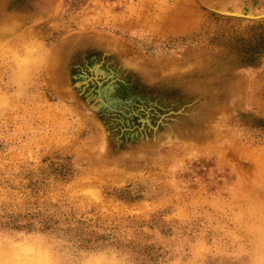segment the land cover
I'll return each instance as SVG.
<instances>
[{"label": "rangeland", "instance_id": "1", "mask_svg": "<svg viewBox=\"0 0 264 264\" xmlns=\"http://www.w3.org/2000/svg\"><path fill=\"white\" fill-rule=\"evenodd\" d=\"M137 1L0 0V264H264V0H188L190 30ZM91 38L147 100L101 113Z\"/></svg>", "mask_w": 264, "mask_h": 264}, {"label": "bare ground", "instance_id": "2", "mask_svg": "<svg viewBox=\"0 0 264 264\" xmlns=\"http://www.w3.org/2000/svg\"><path fill=\"white\" fill-rule=\"evenodd\" d=\"M157 1L158 0H138L137 3H136V7L138 10L137 14L136 15H132L133 18L131 23L136 25V26H139V27H150L151 25H154L156 23V25H164L165 27L169 25L170 28L174 27V28H179L181 27L182 29H187V30H190L192 29L196 23H198L199 21V16H197L195 13H194V9H192V7L189 6L188 3H186L188 0H165V1H168L169 2V5L167 6H163L161 4H157ZM218 1V0H216ZM204 2V1H203ZM201 3V1H200ZM220 3V2H219ZM203 4V3H202ZM115 7V6H114ZM206 7V6H205ZM129 10L131 9L130 6L128 5L127 7ZM213 10V9H212ZM209 11V10H208ZM121 12V11H120ZM133 12V11H132ZM163 12V14H162ZM121 14V13H120ZM162 14V15H160ZM165 14V15H164ZM124 15V14H123ZM164 15V16H163ZM102 16V15H100ZM247 16V15H246ZM37 17V16H36ZM45 17V16H44ZM125 17V16H124ZM131 17V16H130ZM253 17V16H252ZM120 18V17H119ZM123 18V17H122ZM158 18H160L162 21H159ZM250 18V17H249ZM15 19V18H14ZM13 19V20H14ZM35 19V18H34ZM97 19V18H96ZM159 21V22H158ZM18 23V22H17ZM20 23V22H19ZM100 24V23H99ZM14 26V25H13ZM12 26V27H13ZM18 26V25H16ZM178 26V27H177ZM20 27V25L18 26ZM17 27V28H18ZM98 27V26H97ZM5 28V27H4ZM96 28V27H95ZM1 29V28H0ZM8 29V28H6ZM12 29V28H11ZM14 29V28H13ZM111 29V28H110ZM19 30V29H18ZM21 30V29H20ZM134 30V29H133ZM167 30V29H166ZM222 30V29H221ZM224 30V29H223ZM228 30V29H227ZM5 31V30H4ZM80 31V30H79ZM114 31V30H113ZM139 31V30H138ZM175 31V30H174ZM219 31V30H218ZM10 32V31H9ZM5 33H8V32H5ZM17 33V32H16ZM15 33V34H16ZM230 33V32H229ZM4 35V34H3ZM7 35V34H5ZM10 35L12 34H8L7 36H2V39L3 38H8ZM14 35V33H13ZM214 35V34H212ZM216 35V34H215ZM229 35V34H228ZM88 37H91V36H88ZM218 37V36H217ZM1 38V37H0ZM81 36L80 37H75V36H72L70 38H68V41L66 44H64V49L65 50H68V52H71L70 53V58L71 60L68 61L69 62V65H68V68L69 67H73V69H79L80 66L83 64L84 60H83V50H81V47L84 42L83 40H81ZM87 38V37H85ZM133 38V37H132ZM150 38V37H149ZM204 38V37H203ZM93 39V40H92ZM113 39V38H112ZM121 39V38H120ZM4 40V39H3ZM98 38H91L89 41H92V44L93 46H97V48H94V54L90 57V61L92 65H90V67L83 71V69L81 68V73L82 75L81 76H85V77H90V81L92 82H96V80L100 79L105 81V86L103 87H100L99 86V89H98V94H92L90 93L92 99L94 102H96L98 104L99 107L102 106V109L99 108L101 110V113L102 114H105L106 112H109L108 110L106 109H109L111 105H116V102L113 101L112 99L118 101L117 99H115L117 96L121 97V98H128V100H126V102H131L132 99H133V96L135 95V98H137L138 100H142L143 102L145 100H147L148 98L147 97H143L144 96V92H142L141 90H138L137 93H140L141 97L137 96L135 93H133V90H129L128 88H126V85L125 84H121L119 83L120 81H118V79L120 80V78H122V76L124 75V69H125V65L123 64H120L118 63L116 60L121 57V54L120 53H115L113 54L112 51L109 50V47L110 45H107L103 42H100V41H97ZM141 40V39H140ZM123 41V40H122ZM121 41V42H122ZM136 41H137V38H136ZM180 41V40H179ZM223 41V40H222ZM233 41V40H232ZM120 42V41H119ZM127 42V41H126ZM183 42V41H182ZM65 43V42H64ZM86 43V42H85ZM111 43V42H110ZM128 43V42H127ZM130 43V42H129ZM192 43V42H191ZM120 44V43H119ZM139 44V43H138ZM144 44V43H143ZM175 44V43H174ZM183 44V43H182ZM187 44V43H186ZM233 44V43H231ZM128 45V44H127ZM119 46V45H118ZM144 46V45H143ZM159 45H157L158 47ZM128 47V46H127ZM132 47V46H131ZM151 47V46H150ZM249 47V46H248ZM120 48V47H119ZM124 48V47H123ZM126 48V46H125ZM136 48V47H135ZM199 48V47H198ZM112 49H114L112 47ZM134 49V48H133ZM158 49V48H157ZM252 49V48H251ZM138 50V49H137ZM152 50V49H150ZM124 51V50H122ZM126 51H132L131 48H127ZM135 51V50H133ZM146 51V50H145ZM163 51V50H162ZM141 52V51H140ZM180 52V51H179ZM124 53H126L124 51ZM139 53V52H138ZM136 53V54H138ZM170 53V52H169ZM221 53V52H220ZM133 54V52H132ZM135 54V53H134ZM161 54V53H160ZM198 54V52H197ZM219 54V53H218ZM224 55V53H222ZM124 55V54H123ZM130 55V54H129ZM140 55V53H139ZM188 55H190L188 53ZM194 55V54H193ZM115 56L116 59H113L114 61L113 62H110L108 61V58H110ZM177 56V55H176ZM226 56V55H225ZM130 57V56H129ZM128 57V58H129ZM133 57V55H132ZM131 57V58H132ZM139 57V56H137ZM174 57V56H173ZM178 57V56H177ZM223 57V56H222ZM165 58V57H164ZM171 58V56H170ZM195 58V57H194ZM217 58V57H216ZM167 58H165L166 60ZM145 60V59H144ZM129 61V60H128ZM157 61V60H156ZM163 61V60H162ZM181 61V60H180ZM127 62V61H126ZM131 62V60H130ZM133 62V61H132ZM167 62V61H166ZM182 62V61H181ZM128 63V62H127ZM135 63V62H134ZM162 63V62H160ZM205 64V63H204ZM203 64V65H204ZM134 65V64H133ZM141 65V64H140ZM139 65V66H140ZM144 65V64H143ZM142 66V65H141ZM165 66V64H164ZM132 68H135V67H132ZM137 68V67H136ZM144 68V67H143ZM47 69V68H46ZM166 69V68H165ZM174 69V68H173ZM177 69V68H176ZM176 69H174L176 71ZM186 69V68H185ZM50 70V69H49ZM148 70V69H147ZM184 70V69H183ZM201 70V69H200ZM168 71V70H167ZM180 71V70H179ZM194 71V70H193ZM173 72V71H172ZM195 72V71H194ZM165 73L166 70H165ZM174 73V72H173ZM210 73V72H209ZM46 74V72H45ZM57 74V72H56ZM60 78H62V80H64V82H66V79L67 78H70L68 77V75L64 72V73H61L59 72L58 73ZM175 74V73H174ZM200 74V73H199ZM215 74V73H214ZM141 80H144V81H149V79H151L153 77V74L151 72H146L144 71V69H140V71L138 72L137 74ZM205 75V74H204ZM210 75V74H209ZM217 75V74H216ZM47 77V75H45ZM44 76V77H45ZM167 76V75H166ZM206 76V75H205ZM165 77V76H164ZM238 77V76H237ZM236 77V78H237ZM156 78H159V77H156ZM86 79V78H85ZM162 79V78H161ZM260 79V78H259ZM240 80V79H239ZM99 82V81H98ZM101 82V81H100ZM222 82V81H221ZM242 82V81H241ZM259 83V82H258ZM100 85V83H97ZM208 86V85H207ZM66 87V86H65ZM225 87V86H224ZM238 87V86H237ZM65 89V88H63ZM236 89V88H235ZM261 89V88H260ZM68 90V91H67ZM67 90H62V88L59 89L58 93L59 95L63 94V97L64 95L65 96H72L71 94V91L69 89ZM129 90V91H128ZM70 91V92H69ZM223 92V91H221ZM220 92V93H221ZM234 92V91H233ZM249 92V91H248ZM260 92V91H259ZM258 92V93H259ZM226 93V92H225ZM241 95V94H240ZM255 95V94H254ZM62 96V95H61ZM250 97V96H249ZM263 98V97H262ZM120 99V98H118ZM89 100H91L89 98ZM140 100V101H141ZM242 100V99H241ZM247 100V99H246ZM103 101H105V103H103ZM124 101V99L122 100ZM244 101V100H243ZM262 101V100H261ZM256 102V100H255ZM244 103V102H243ZM259 103V102H258ZM250 104V103H249ZM258 107V106H257ZM256 108V107H255ZM258 109V108H257ZM260 110V109H259ZM258 110V111H259ZM260 113V112H259ZM264 113V112H263ZM106 115V114H105ZM108 116V115H107ZM252 118V117H251ZM108 119V118H107ZM109 120V119H108ZM110 121V120H109ZM145 121V120H144ZM99 123V122H98ZM112 124V123H110ZM99 125V124H98ZM101 126V125H100ZM99 129V128H97ZM181 136V135H180ZM183 137V136H181ZM154 138H155V135H154ZM186 137L184 136V139ZM189 139V138H188ZM142 142V141H141ZM142 146V145H141ZM255 153V152H254ZM264 154V153H263ZM252 155V154H251ZM254 155V154H253ZM256 155V154H255ZM262 155V153H261ZM251 157V156H249ZM257 158V155L254 156ZM264 157V155L262 156ZM255 160V159H254ZM259 164V163H258ZM261 164V163H260ZM263 165V164H262ZM262 168V166H261ZM259 169V168H258ZM264 169V168H263ZM28 250V249H27ZM26 250V251H27ZM30 250V249H29ZM34 249H32L33 251ZM37 250V249H35ZM34 250V251H35ZM31 251V250H30ZM4 252V251H3ZM35 253V252H34ZM41 253V252H40ZM24 255V254H23ZM34 255V254H33ZM26 256V255H25ZM36 256V254H35ZM39 256V255H38ZM46 258V257H45ZM2 259V258H1ZM0 259V260H1ZM22 260V259H21ZM28 260V259H27ZM41 260V258H40ZM42 261V260H41ZM2 264V262H1ZM38 264V263H37Z\"/></svg>", "mask_w": 264, "mask_h": 264}]
</instances>
